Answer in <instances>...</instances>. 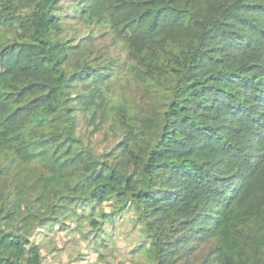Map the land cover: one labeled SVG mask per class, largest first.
<instances>
[{
    "label": "trees",
    "instance_id": "obj_1",
    "mask_svg": "<svg viewBox=\"0 0 264 264\" xmlns=\"http://www.w3.org/2000/svg\"><path fill=\"white\" fill-rule=\"evenodd\" d=\"M122 224L137 264H264V0H0V264Z\"/></svg>",
    "mask_w": 264,
    "mask_h": 264
},
{
    "label": "rangeland",
    "instance_id": "obj_2",
    "mask_svg": "<svg viewBox=\"0 0 264 264\" xmlns=\"http://www.w3.org/2000/svg\"><path fill=\"white\" fill-rule=\"evenodd\" d=\"M116 231L118 234L114 242L109 240L106 246L96 245L100 252L93 251L76 232L55 231L49 238H39L37 241L42 244V254L47 264H137L129 253V244L134 242L130 226L122 224ZM98 252L103 254L97 256Z\"/></svg>",
    "mask_w": 264,
    "mask_h": 264
}]
</instances>
